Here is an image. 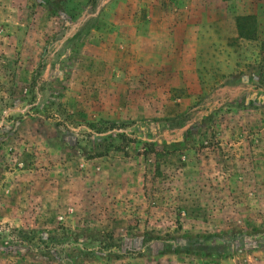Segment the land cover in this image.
I'll use <instances>...</instances> for the list:
<instances>
[{
	"label": "rangeland",
	"instance_id": "374dc122",
	"mask_svg": "<svg viewBox=\"0 0 264 264\" xmlns=\"http://www.w3.org/2000/svg\"><path fill=\"white\" fill-rule=\"evenodd\" d=\"M50 1L0 0V264H264V0Z\"/></svg>",
	"mask_w": 264,
	"mask_h": 264
},
{
	"label": "trees",
	"instance_id": "16d2710c",
	"mask_svg": "<svg viewBox=\"0 0 264 264\" xmlns=\"http://www.w3.org/2000/svg\"><path fill=\"white\" fill-rule=\"evenodd\" d=\"M50 3L52 4V8H50V10L53 12V13H57V9L60 8V9H64V6L61 4V1L59 0H51ZM10 106H14L13 104H11ZM210 117H207V119H209ZM202 125H205L206 124V119L205 121H203L202 123H200Z\"/></svg>",
	"mask_w": 264,
	"mask_h": 264
}]
</instances>
